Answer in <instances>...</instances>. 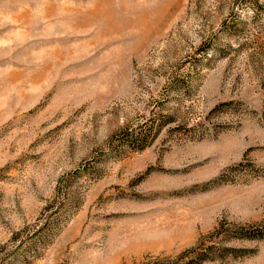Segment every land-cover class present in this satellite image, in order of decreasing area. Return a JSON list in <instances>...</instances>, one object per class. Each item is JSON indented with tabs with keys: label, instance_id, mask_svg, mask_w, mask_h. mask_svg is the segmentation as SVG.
I'll return each instance as SVG.
<instances>
[{
	"label": "rangeland",
	"instance_id": "rangeland-1",
	"mask_svg": "<svg viewBox=\"0 0 264 264\" xmlns=\"http://www.w3.org/2000/svg\"><path fill=\"white\" fill-rule=\"evenodd\" d=\"M0 264H264V0H0Z\"/></svg>",
	"mask_w": 264,
	"mask_h": 264
}]
</instances>
